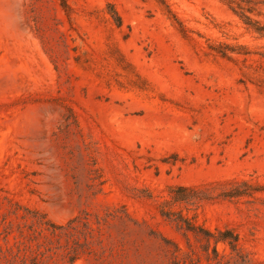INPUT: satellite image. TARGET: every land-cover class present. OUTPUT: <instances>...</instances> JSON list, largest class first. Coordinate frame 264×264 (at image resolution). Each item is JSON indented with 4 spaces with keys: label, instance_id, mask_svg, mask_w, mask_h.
<instances>
[{
    "label": "rangeland",
    "instance_id": "374dc122",
    "mask_svg": "<svg viewBox=\"0 0 264 264\" xmlns=\"http://www.w3.org/2000/svg\"><path fill=\"white\" fill-rule=\"evenodd\" d=\"M64 1L0 0V249L26 210L59 225L119 211L142 244L129 264H168L172 245L207 264L162 217L169 202L234 229L264 264V192L196 207L170 197L229 180L264 189V39L228 6L249 1L264 26V0ZM217 43L249 54L223 59Z\"/></svg>",
    "mask_w": 264,
    "mask_h": 264
},
{
    "label": "trees",
    "instance_id": "16d2710c",
    "mask_svg": "<svg viewBox=\"0 0 264 264\" xmlns=\"http://www.w3.org/2000/svg\"><path fill=\"white\" fill-rule=\"evenodd\" d=\"M157 1L166 7L163 0ZM61 2L62 7L67 9L65 1ZM248 4L249 1H230L228 6L249 31L264 39V26L250 16L255 10L248 7ZM111 16L120 27V16L115 11ZM208 49L227 60H231L233 55L249 54L244 46L226 43L210 44ZM262 192V187L247 181L229 180L202 187L177 186L171 190L170 197L173 204L196 207L202 202L217 199L253 198L255 194ZM168 203L161 210L162 217L182 231L187 240L192 235L201 244L200 252L207 264H254L242 249L239 234L234 229L225 227L211 231L197 224L195 217L190 218L182 210L170 209ZM21 219L25 222L17 224L15 229L11 225L5 228L3 239L6 245L0 249L5 264H76L80 261L87 264H129V252L133 250L138 255L142 248L141 242L132 237V227L138 225L126 213L119 211L107 212L104 217L94 215L95 223L91 220L90 213L85 211L60 225L28 210ZM110 225L118 228L116 234L106 231ZM10 236H13L14 243L9 246ZM163 242L169 244L164 240ZM172 247L173 250L164 251L166 257H169L168 264H196L190 255L182 258L181 250L175 245Z\"/></svg>",
    "mask_w": 264,
    "mask_h": 264
}]
</instances>
